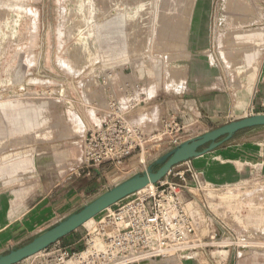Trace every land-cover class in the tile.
I'll use <instances>...</instances> for the list:
<instances>
[{
	"label": "rangeland",
	"instance_id": "obj_1",
	"mask_svg": "<svg viewBox=\"0 0 264 264\" xmlns=\"http://www.w3.org/2000/svg\"><path fill=\"white\" fill-rule=\"evenodd\" d=\"M77 4L80 9H73ZM17 16H23L18 26ZM90 25L95 48L88 56L77 53L74 41L81 38L71 34ZM120 80L144 82L165 101L195 84L226 91L229 119L248 116L246 101L264 95V0H0V212L6 219L27 216L39 231L166 151L150 142L141 156L135 150L121 164L100 165L99 175L84 171L85 133ZM200 126L192 125L187 137L200 135ZM246 167L240 178L218 184L210 206L235 233L264 246V182L251 174L252 167L262 172L264 165ZM70 186L78 199L64 205ZM225 192L231 196L218 198ZM84 224L79 237L93 221ZM24 241L0 246V253ZM66 245L61 238L55 249ZM262 253L207 249L189 260L234 264Z\"/></svg>",
	"mask_w": 264,
	"mask_h": 264
},
{
	"label": "built area",
	"instance_id": "obj_2",
	"mask_svg": "<svg viewBox=\"0 0 264 264\" xmlns=\"http://www.w3.org/2000/svg\"><path fill=\"white\" fill-rule=\"evenodd\" d=\"M138 89L126 81L108 90L105 112L84 136L82 167L87 173L101 164H121L135 150L141 156L150 142L168 150L189 139V125L172 114L155 128L130 122L127 112L142 100ZM190 160L99 213L75 244L55 249L58 240L26 258L25 264H159L207 249L221 254L231 248L235 256L264 252L250 235L235 233L210 206L219 186L205 180ZM251 174L264 182L259 169L252 167Z\"/></svg>",
	"mask_w": 264,
	"mask_h": 264
},
{
	"label": "crops",
	"instance_id": "obj_3",
	"mask_svg": "<svg viewBox=\"0 0 264 264\" xmlns=\"http://www.w3.org/2000/svg\"><path fill=\"white\" fill-rule=\"evenodd\" d=\"M23 16L16 17V26L19 25ZM77 31L81 41L78 42L76 39L74 42L83 45L85 44L83 35H85L87 31H89V35L91 33L92 48H90L91 52L89 54V56H91L94 54L93 49L95 48V34L92 25H90V29L84 33L81 27ZM123 77H125V74L124 76L122 75V78ZM258 78L259 77H256V81ZM142 83L144 82L140 81L138 84H135L138 85V92L142 99L141 102L127 112V118L132 123H146L149 124L150 128H155L160 126L162 118L170 114H175L178 115V118L177 116L176 118L180 123L189 125L191 129V126L194 124H202L200 127H202L203 130L199 133L202 134L207 130H211L235 119H229V117L232 116L227 114L232 108V101L230 94L226 91L217 92V90H202L200 89V84H195L184 90L182 96H177L174 99L165 101L162 99V96L158 94L156 89H149L146 84L143 85ZM120 84H124V81L120 80ZM122 95L121 93L119 96ZM239 98L244 100L245 97L242 98L239 96ZM246 102L248 103L245 104V112H250V108L253 110L255 107H259L260 111H257V113H264V95L256 99L254 94L252 100L249 102L248 99ZM98 118L99 115H95L94 122H97ZM86 125L88 126V124ZM88 127H91V125ZM255 162L264 165V128L262 127L239 130L226 143L212 151L200 154L189 161L194 169L202 172L205 180L217 185L233 182L235 179L240 178L244 168L247 169V165H251ZM100 170V165L94 168L95 174L99 175ZM262 173L264 174V170ZM65 192L69 193L70 196H66L63 199L64 205H71L78 199L75 197L76 193L74 187H68ZM52 213L54 214V211ZM26 219L27 216H23L22 219L20 217L19 219L10 221L0 212V246L7 247L12 240H28L31 234L36 232L33 231V222ZM62 239H65L69 244H75L80 237L77 234V230H75ZM185 264L195 263L192 260H188ZM234 264H264V254H254L248 258L238 260L236 263L234 262Z\"/></svg>",
	"mask_w": 264,
	"mask_h": 264
},
{
	"label": "water",
	"instance_id": "obj_4",
	"mask_svg": "<svg viewBox=\"0 0 264 264\" xmlns=\"http://www.w3.org/2000/svg\"><path fill=\"white\" fill-rule=\"evenodd\" d=\"M18 90L21 89L18 88ZM257 127L264 128V113L243 116L173 146L150 161L144 170L129 174L82 203L78 209L64 214L53 224L36 231L27 243L0 253V264H16L48 248L119 200L142 189L149 183L161 180L175 165L216 149L226 143L239 130Z\"/></svg>",
	"mask_w": 264,
	"mask_h": 264
},
{
	"label": "bare ground",
	"instance_id": "obj_5",
	"mask_svg": "<svg viewBox=\"0 0 264 264\" xmlns=\"http://www.w3.org/2000/svg\"><path fill=\"white\" fill-rule=\"evenodd\" d=\"M80 2V1H79ZM78 3V2H77ZM82 5L81 4H77L76 5V7H74L73 9H80V7H81ZM85 6V5H84ZM112 8V7H111ZM84 10V9H83ZM86 11V10H85ZM80 14V13H79ZM70 15V14H69ZM72 15V14H71ZM82 15V14H81ZM87 16H89V15H87ZM82 19V18H81ZM9 24V23H8ZM64 24V23H63ZM66 24V23H65ZM85 25V24H84ZM62 27V26H61ZM80 27H82V26H80ZM80 27H74L75 28V30L73 31V33L71 34L73 37L75 36V34H78V29L80 28ZM71 28V27H70ZM73 28V27H72ZM73 28V29H74ZM68 29V28H67ZM72 29V30H73ZM69 30V29H68ZM5 31V30H4ZM10 31V30H9ZM76 31H77V33H76ZM7 32V31H6ZM5 32V33H6ZM60 33V32H59ZM84 36V38H85V44L83 45V44H80V43H77V42H74V45H76L77 47H78V49H76V51L78 50L79 52H77V53H80V54H82L81 52H84L85 54H87L88 56H89V54H90V48H92L91 47V41H92V39H91V33H90V35H89V31H87L86 33H85V35H83ZM75 46V47H76ZM76 47V48H77ZM73 50H75V49H73ZM76 51H74L75 53H76ZM81 51V52H80ZM71 52H73L72 50H71ZM69 53V52H68ZM74 53V54H75ZM71 54V53H70ZM73 54V55H74ZM70 57H72V59H73V57L75 58L76 56H78V55H74V56H72V54L71 55H69ZM81 56V55H80ZM79 56V57H80ZM79 57H76V58H79ZM81 59H82V57H80ZM70 60H72L71 58H69ZM83 59H84V57H83ZM78 60V59H77ZM76 60V61H77ZM85 60V59H84ZM87 60V59H86ZM74 61V60H73ZM81 61V60H80ZM80 61L78 60V62L80 63ZM75 63V62H74ZM73 66H75V65H77V63L74 65V64H72ZM78 66H79V64H78ZM81 67V66H80ZM19 85V84H18ZM16 87H17V85H16ZM22 90V89H21ZM231 195L229 194V193H227V192H225V193H222V194H219L218 195V198H220V199H225V198H228V197H230ZM90 220H92L93 221V218H91V219H89V220H87L85 223H87L88 221H90ZM85 225V224H84ZM256 245L255 246H257L258 244H260V243H255ZM258 247H262V248H264V246H258ZM220 251H223V250H220ZM197 253H199V252H195L194 253V255L192 256V257H194ZM192 257H190V258H187V259H185V260H189V259H192ZM178 259H174V260H169V261H163V262H160L159 264H175V263H173V262H175V261H177ZM178 261H183V260H178Z\"/></svg>",
	"mask_w": 264,
	"mask_h": 264
},
{
	"label": "trees",
	"instance_id": "obj_6",
	"mask_svg": "<svg viewBox=\"0 0 264 264\" xmlns=\"http://www.w3.org/2000/svg\"><path fill=\"white\" fill-rule=\"evenodd\" d=\"M245 129H246V128H245ZM243 130H244V129H243ZM29 240H30V239H28V240H27V241H25L24 243H27ZM24 243H22V244H24ZM22 244H21V245H22Z\"/></svg>",
	"mask_w": 264,
	"mask_h": 264
}]
</instances>
